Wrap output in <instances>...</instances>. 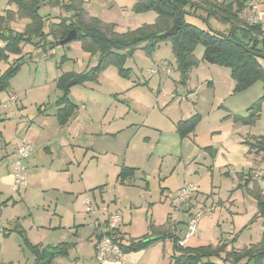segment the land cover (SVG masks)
Masks as SVG:
<instances>
[{
  "label": "rangeland",
  "instance_id": "374dc122",
  "mask_svg": "<svg viewBox=\"0 0 264 264\" xmlns=\"http://www.w3.org/2000/svg\"><path fill=\"white\" fill-rule=\"evenodd\" d=\"M7 2L8 0H0V10L7 8L6 5H10L7 4ZM250 2L258 3V0H250ZM204 3V5L198 3L201 6L197 11V15H185L186 22L205 30H209L210 25L217 30L229 31V25L231 22H222L218 20L213 14H209L210 10L206 8L213 7L217 5V3L214 0H204ZM11 5L13 12H15V5ZM82 7L83 10L88 12L90 15L97 17L104 22L114 24L115 30L118 33L135 30L145 24H152L155 22L157 17L154 11H135L134 0H82ZM259 9H261V6L258 8V11ZM3 11H1L0 14H2ZM38 11L41 15L49 16L51 21L58 20L60 18V12H64V14L66 13V16L70 15V13L63 9L59 10L57 5H52V2H43V0H41ZM205 18H207L209 25L207 24ZM26 19L27 18L25 17L15 16L13 20L9 21L8 25L15 31H23L25 26L30 22ZM47 29L48 25H46L45 31H47ZM235 31L237 36L243 38V34L241 32L242 30L238 28ZM48 40H51V38L49 37L48 39L42 41V44L45 45L44 47H38L32 43H26L23 45L21 53L23 58L20 60L22 61L21 68L11 80V86L0 94V101H2L1 99L5 95L8 96L10 94H16L19 97V99H17V103H15L17 105L15 106L14 104L13 119H6L4 123L7 133L5 134V139L7 141H15L16 139L21 141L22 139H28L33 145H35V140L45 139V141L38 143L37 147H39L40 145L48 143L49 141L58 142L59 140V127L55 122V119L53 118V120H49L48 118L45 123L39 125L38 122H40V120L37 119V108L42 106V108H47L48 112L53 110V101L57 96H59L57 95V89L53 81V74H55L56 65H59L61 64L60 62H62L68 64L69 66L74 65V70H81L85 65L83 66L80 64L81 58L79 55L86 53L79 47L81 40L73 39L67 43L59 44L57 47L53 48L50 47ZM68 46H71V49H69ZM150 53L139 47L135 49L130 55L128 54V56L125 57L121 67L124 71L127 69L131 70L129 72L130 76L128 79H125L126 76L123 75V73L120 71V68H118L116 65H108L105 68L103 74L104 79L101 80L102 83L99 86L101 88H112L113 91H120L116 88H126L134 80L135 84H137L138 78L144 84L131 90L132 92L130 95L132 96L133 107L137 108L138 111L134 112V110L131 109V113L136 114V116L129 118L130 120H133L132 122L144 124V126H142L140 130L134 135L130 132L127 134V141H124L125 148L123 147L122 152L117 154L116 158L121 157L123 159L127 154L129 161L132 162V160L135 159L137 162H144L145 164V154L149 151L151 144L156 140L157 131L155 129L167 123V110H169L171 113L173 112L175 114V118H177V116L178 118H183L186 116L187 112L185 109L188 105H191L190 99L191 101L193 100L192 97L185 98V95H187L188 91L194 94L195 99L198 98L195 104L197 108L202 110L200 115L201 120L197 125V128H199L201 131H199V137L202 142L207 140V133L205 134L203 131L207 129V126L210 123H212L214 120H217L215 116L217 114L216 112L207 111L209 108L208 104L211 100L208 98L209 96L212 98L210 93L214 89L220 95L226 94V98L224 100L226 103L234 105L236 108L234 113L239 116L248 114V109H245L247 106L246 103H242V107H239L238 101L241 100L242 97L256 95L255 99L258 98L259 100L263 93V85L261 81H256L241 92L232 93L233 91L230 89L229 69L222 66L209 64L205 61H202L201 59V62L199 61L198 64L193 67L200 74L197 79L196 76H193L194 79L192 81V85L190 86V88H192L191 91L189 86L180 82V74L176 69V63L170 42H161L158 46L152 49ZM194 53L199 58L202 57L203 46L200 44L197 45ZM66 55L71 57V59H65ZM160 60H165L167 62L168 67L172 70L171 75H169L171 72L169 74H165L162 70H159V74L156 72V74L152 76L148 73V69H158L157 67H160L157 66V62ZM260 62L264 66L263 59H260ZM199 63H201V66H198ZM7 65L8 63H1L0 70L5 69ZM193 68L188 71V75ZM211 73L213 74L211 75ZM144 79H149V81H144ZM174 79H176V82L173 81ZM211 80H213V82H210ZM159 81H162L161 84H159ZM84 87V85L80 84H75L73 86V91H75L73 94H76L78 100L81 96V93L85 92ZM175 88L177 89L178 93L177 96L172 99V92ZM111 94L113 93L109 92L108 95L105 96L108 100H105L104 98L100 99L98 102L92 100L89 102L92 106L91 109L96 116H98L99 113L95 107H101V113L109 110V114L110 111H112L113 114H116V112H118L117 108L124 106L123 101L114 100L113 97H110ZM203 96H206V98ZM126 102L127 101H124V103ZM167 105L169 109L165 108ZM163 107L165 108L164 111ZM141 116L144 118H141ZM263 121L264 114L262 115V121H260L259 125H261ZM231 125H233L231 119L226 121L227 127ZM29 126H31L30 129H28ZM27 129L28 135H31L30 137L28 135H22L23 132L27 131ZM135 131H137V128ZM257 132L263 133L264 129L262 130L260 126ZM145 136L148 137L149 141L143 142V144L142 140ZM3 143L4 141L0 140V145H3ZM52 146L53 145L51 144V147ZM65 151L71 157V160L74 163H76L77 159H80L82 156V151L77 152L79 155L78 156L76 154L75 148H70L69 150ZM38 152L39 156L37 159L32 157L35 162L38 164H43L46 169L49 168L50 165L55 168L56 164H58L57 160H55V155H51L46 150H43V147L40 148ZM57 152H59V149ZM14 160L15 155L13 156V165ZM51 160L54 161L52 162ZM27 162L29 165V159L26 158L23 160L26 170V182H28L27 170L29 167L27 166ZM45 162H47V164H45ZM199 162L202 161L199 160ZM200 164H202L204 169L206 168L209 170L208 164L210 163L206 162ZM91 166V163H88L85 166L86 169L83 173H80V170H76L74 166H70L66 174H59L61 175L60 178L57 176L43 178L40 180L39 185L42 187V189H36L37 192H39V195L33 193L31 195L32 197L28 198L26 201L20 200L19 195L20 193L22 195V192L17 194L16 192L12 193L11 190H8L6 195L0 197V199L6 198V196L8 197L9 195L13 194L12 197L14 196L13 198L16 201L13 204L8 203L7 205H0V264H32L34 260L33 253L26 245L24 236L19 234L17 231L7 230L10 227H14L17 220L23 225L25 236L31 243L43 242V240L46 238V235L49 233V237L53 238L58 236H74L73 231L75 226L78 225V215H80V211H83L84 208L81 199L84 200L85 198L90 197L87 196V192L91 193L93 190L99 191L98 188L93 190L90 189L92 188L90 187V184H92L93 180H91L88 171H90ZM150 167L151 166L148 165V168ZM258 167H260L261 171L264 173V162L262 164L259 163ZM185 173L186 172L182 170L180 172V177L183 176V180H192L193 182L186 181V183L183 185L192 183L197 186L196 181H194L195 179L199 180L200 176H202V178L207 177L208 187H206L205 183H202L199 187V190L201 191V195L210 199L214 198L216 200L218 198H227L233 184H237L236 180L230 179L231 181H226L224 177L219 175L218 170H215L212 175L204 174V176L202 175L204 172H200V175L194 173L191 176H186ZM148 178L149 176H144L142 172H139L138 178L134 179V181L137 179H139V181L133 182L132 180L129 185L124 183L121 184L111 178H108L106 181L107 191L104 194V197L106 199H111L115 196L116 203L114 202V204L118 208V213L121 215L119 228L122 230L121 236L123 240H127L129 238H139L140 236L144 235L149 231V218H152L153 221L158 224L159 222L164 221V219H166V213L170 209L172 210V206L170 205V196H167L169 193L166 195L165 199V196L159 192L163 185L160 183L158 184L154 177H152V190L143 188L145 181H147ZM174 180L175 179H173V181ZM33 183L34 182L31 184L27 183L25 189L31 190L36 188V184ZM66 185L70 186V191L65 193V196H62L63 194L58 192V190L63 191ZM25 189H21L19 191ZM85 191L86 193L81 195ZM80 195L81 198L76 201L75 197H79ZM57 196H59V198ZM106 202L111 203L107 200ZM188 202L189 199L183 203L180 208ZM110 208H114V206ZM75 210H78L79 214L75 213L76 219L73 221ZM199 210L202 211L203 214L199 219L198 228H203L202 224H206L208 213L203 207H201ZM83 214L80 216L81 218H92L91 215ZM171 214L173 215V211ZM60 222L65 226V228L56 230L53 228L47 229L48 224H51V226H56ZM89 222L91 221L88 219V223ZM87 225L88 228L79 231L80 237L87 236L86 234L92 230V227L89 224ZM167 225H170V223H167ZM256 226L257 225H255L253 229ZM62 232L64 233L62 234ZM255 240H258V238L254 239L252 242H255ZM200 242L208 243V241H204V239H201ZM243 242L248 244L247 242L249 241H247L246 236H241L234 246L240 247L242 246ZM171 248V244L167 242L162 244L157 243V245L149 246L146 249H142L143 255L142 257L140 256L138 263H136L170 264L172 256ZM139 251L141 250L136 252Z\"/></svg>",
  "mask_w": 264,
  "mask_h": 264
},
{
  "label": "crops",
  "instance_id": "0c3cea01",
  "mask_svg": "<svg viewBox=\"0 0 264 264\" xmlns=\"http://www.w3.org/2000/svg\"><path fill=\"white\" fill-rule=\"evenodd\" d=\"M51 0H43V2H50ZM217 4L224 2L229 3L231 0H214ZM51 3V2H50ZM9 4V2H7ZM53 5V4H52ZM259 7L261 6L262 10L264 11V6L262 3H258ZM7 8H3L1 11L6 9H11L12 5H6ZM58 6V5H57ZM58 9L61 10L62 8L58 6ZM69 13V12H68ZM60 17L66 16V13L60 12ZM90 15V14H89ZM69 16V15H67ZM92 16V15H91ZM53 18V17H52ZM264 19V12L258 16V20L263 21ZM29 20V19H26ZM57 21V20H56ZM49 36L46 38L48 39ZM51 38V37H50ZM52 40V39H51ZM48 40V41H51ZM60 43L56 45L49 44L51 48L57 47ZM5 45V41L0 37V47ZM23 47V45H22ZM80 47V46H79ZM71 49V46H68ZM82 50V48L80 47ZM83 51V50H82ZM85 52V51H84ZM86 54L79 55L81 58V63L84 68L81 70H74L73 66H69L66 63H62L56 65L55 74H53V81L55 83V87L57 89V95L60 96L61 91L57 88V78L67 72L73 73H83L88 71L91 67H93L98 61V55L94 54L91 55L87 52ZM17 57L15 55H11V58ZM197 58H199L197 56ZM65 59L70 60L71 57L65 56ZM156 61V60H155ZM201 62V61H200ZM56 63V62H55ZM158 63V62H157ZM167 64V62H166ZM171 64V63H170ZM68 66V67H65ZM168 66V65H167ZM198 66H201L199 63ZM72 68V69H71ZM157 74H159V70H162L165 74L167 71L162 67H157ZM215 68V67H214ZM154 69V68H152ZM104 70H102L96 81H84L82 83H73L68 87V96L70 99L76 104L75 112L70 116L68 120L64 123H59L56 118V110L58 107L55 106L54 100L53 101V110L48 112L47 108H42V106L37 108V119L40 120L39 125L45 123L48 118L49 120L55 119L59 127V140L58 142H51L42 144L39 147L38 143L45 141L44 140H35L33 145L28 139L33 149L27 159H29V165L27 162L28 170H27V178L29 184L34 182L36 188L31 190H22L16 192L20 193V200L26 201L28 198H31L32 194L39 195L36 189H42L40 185V180L45 177H55L57 176L60 178L61 175L59 174H66L70 166H74L76 170H80V173L85 172L86 165L91 163V169L88 171V174L91 177L92 184H90L91 190L99 189V191L93 190L91 193L87 192L88 198H91L95 204H102L106 203L109 207L113 210H117L118 208L114 204V198L106 199L104 194L107 191L106 181L108 178L114 179L117 182L118 173L123 166L133 167L135 168L134 175L130 177L128 180L129 185L131 181L138 182L139 172H142L144 176H149L148 180L145 181L144 189L152 190V177L157 180V183L163 185L160 189V193L164 195L166 199V195L172 193V191L177 190L183 184L187 182H193L192 180H183V176L180 177V172L183 170L186 173V176H191L194 173L200 175V172H204V174L212 175L215 170H218L220 176L224 177L226 181L236 180L237 184H233L231 187L230 193L228 194L227 198L225 199H214L208 198L206 196L201 195V191L199 187L202 183H205L206 187H208L207 177L202 178L200 176L199 180L195 179L197 183V191L191 197V200L182 206L179 211L174 212L171 219L168 220V215L172 213L170 209L166 213V219L164 221L159 222L156 224L152 218L153 224L160 230L158 234L162 232V229L168 227L167 222L169 221L170 224L173 225V229H169L172 232V235H175L178 238V241L182 239L187 232V222L189 215L194 210H199L201 207L208 213L207 222L206 224L203 223V228L197 227L194 232V236H191L188 241L184 244V246H200V245H216L227 242V248H241L243 246H248L250 244H255L261 240L262 234L264 233V213H258V208L256 204V200L253 194H262L264 196V173L261 171L260 167H258L259 163L262 164L264 162V151H256V149L250 150L249 146L243 144L242 141L244 139H251L253 136H264V132L260 133L257 132L258 128L261 126L262 130L264 129V121H262V115L264 114V103L261 105V110L257 120L251 124L247 125L242 120L237 119L236 117L239 116L235 114L236 111L233 104H228L224 100L226 97L224 95L218 94L215 89L210 93L212 98L209 96L208 99H211L208 104L207 111H214L217 114L215 115L217 120H214L207 126V129L203 131V133H207V140L202 142L199 137V128L196 127L193 133L189 134L186 137H180L179 134L176 132L175 123L180 119H185L190 117L193 114L201 115L202 110L196 107V100L198 98H194V94L192 92H187L185 98L192 97V101L190 99L191 105H188L185 109L187 112L186 116L183 118H175V114L169 112L167 110V123L163 126H159L156 128L157 136L156 140L151 144L149 151L145 154L146 160L144 162H137V160H128V155L126 154L125 158L117 157V154L121 153L123 147L125 148L124 141L126 140L127 134L130 132L133 135L137 133L144 124H139L132 122L130 117H135L136 114L131 113L133 109L134 112H137L138 109L133 107L132 103V96L131 90L138 86L144 85L138 78L137 84H135V80L126 88H116L120 91H113L112 88H101L99 87L103 80ZM230 72V71H229ZM18 73V72H17ZM149 73V72H148ZM156 74V73H155ZM172 74L171 73L169 75ZM199 74L195 68H193L188 75V80H186L183 84L190 86L192 85L193 76H196V79L199 77ZM213 73H211L212 75ZM154 75V74H153ZM152 76V75H151ZM150 76V77H151ZM160 78V77H159ZM13 79V78H12ZM11 79V80H12ZM73 79V78H71ZM69 79L68 81H70ZM77 79V78H76ZM125 79H128L125 78ZM11 80L10 85L11 86ZM78 80V79H77ZM149 81V79H144V81ZM159 80V79H158ZM67 81V82H68ZM176 82V79L173 80ZM230 81V89L233 91L234 82L233 79L229 78ZM162 81H159L161 84ZM210 82H213L211 80ZM75 84L84 85L85 92L81 93L79 100L76 96L75 91H73V86ZM67 85V83H66ZM214 86V85H213ZM192 88H190L191 90ZM192 91V90H191ZM109 92L113 94L110 97H113L114 100L123 101L124 106L117 108L118 112L113 114L112 111L109 110L102 112L101 107H95L99 113L96 116L90 105V101L98 102L100 99L108 100L107 96ZM177 89L175 88L172 92L174 99L177 96ZM233 93V92H232ZM1 94V93H0ZM57 96V97H59ZM56 97V98H57ZM206 98V96H203ZM7 95H5L1 100H5ZM256 95L242 97L241 100L238 101L239 107H242V103H246V110L250 107L253 102H256L255 99ZM19 99V97H18ZM122 99V100H121ZM255 99V100H253ZM18 101V100H17ZM79 101V103H78ZM124 101H127L124 103ZM220 102V103H218ZM17 103V102H16ZM218 103V104H217ZM17 104H15L16 106ZM218 105V106H217ZM217 106V107H215ZM19 108V106H18ZM168 108V105L165 107ZM163 107V111L165 109ZM21 109V107H20ZM169 109V108H168ZM199 109V110H198ZM216 109V110H214ZM14 113V112H13ZM11 113L7 109H3L0 107V140L4 141L3 145H0V197H3L7 194L8 190H11L12 184V176H13V156L15 155V151L17 146L20 143V140L16 139L15 141L5 139L6 128H5V120L6 119H13L14 114ZM247 116L245 114L242 117ZM141 118H144L141 116ZM201 118V116H200ZM22 119V118H21ZM231 119L233 125L227 127L226 121ZM201 120V119H200ZM34 123V122H33ZM140 125V126H139ZM29 126L28 129H30ZM137 128V131L135 129ZM28 129L26 132H23L22 135H28ZM244 129V130H243ZM244 131V132H243ZM201 132V131H200ZM209 132V136H208ZM244 133V134H243ZM56 135V134H55ZM31 136L30 134L28 135ZM23 137V136H22ZM72 141V142H69ZM127 141V140H126ZM149 141L148 137L145 136L142 140L143 142ZM48 144V145H47ZM51 144L53 145L52 148ZM144 144V143H143ZM127 145V144H126ZM90 146V147H89ZM43 147V150H46L51 155H55L58 164H56L55 168L50 165L49 168H45L43 164H38L34 161L32 157L36 159L39 156L38 150ZM59 147V148H58ZM70 148L76 149V154L78 151H82V156L80 159H77V162L74 163L71 160V157L67 154L65 150H69ZM59 149V152L57 150ZM127 152V151H126ZM65 153V154H64ZM78 155V154H77ZM79 156V155H78ZM120 160V163H119ZM202 161V162H199ZM52 162L54 160H51ZM210 163L209 170L202 167L200 163ZM47 164V162H45ZM127 164V165H126ZM200 164V165H199ZM148 165L151 167L148 168ZM74 174V172H73ZM250 174L252 176H250ZM254 174H258L259 178H255ZM173 179H175L173 181ZM231 179V180H230ZM39 181V182H38ZM173 181V182H172ZM199 181V183H198ZM120 183V182H119ZM173 183V184H172ZM154 184V183H153ZM94 185V186H92ZM68 186V187H67ZM70 186L66 185L63 191L61 192L65 196L68 191H70ZM211 189V188H210ZM12 191V190H11ZM57 192V193H58ZM211 192V190H210ZM13 193V192H12ZM82 193L81 195L85 194ZM209 194V193H208ZM13 195V194H12ZM9 195L6 198L0 199V205L4 204L7 205L8 203H15V199ZM75 197L76 201L81 198ZM167 195V196H169ZM59 198V196H57ZM57 199V198H56ZM110 201L109 202H106ZM214 200V201H213ZM82 204L84 205L83 211H80L78 225L75 226L74 229V236H58L56 238L49 237L50 233L46 235V238L43 242L33 243V244H40L42 246H54L58 243L68 242L72 243V246L68 249V254L65 257H56L52 264H98L95 259V249L94 244L96 241V237L93 233V229L89 231L87 236L80 237L79 231L85 228H88L90 225L89 221L92 220L88 216V218H81L80 216L86 215L85 212V204L83 199H81ZM255 205V207H254ZM78 210H75L73 215V221L76 219L75 213H78ZM19 219V218H18ZM168 220V221H167ZM199 222V221H198ZM18 226V229H22L25 235V230L21 222L17 220L14 226ZM87 225V226H85ZM205 225V226H204ZM257 225L254 229L253 227ZM13 228V227H11ZM53 228L61 229L65 228L64 225L58 223L56 226H51V224L47 225V229ZM169 228V227H168ZM252 228V229H250ZM118 229V236H121V229L119 228V224L117 226ZM52 230V231H54ZM250 230V231H248ZM214 231V233H213ZM64 232H62L63 234ZM246 236L248 244L243 242L242 246L235 247V243L238 242L240 237ZM66 237V238H65ZM122 237V236H121ZM68 238V239H67ZM234 238V239H233ZM254 241V239H257ZM123 239V238H122ZM201 239L204 241H208V243L200 242ZM233 239L232 242L230 240ZM124 241V240H123ZM171 240L164 236L163 238L157 239L152 245H157V243H170L172 246ZM149 247V246H148ZM147 247V248H148ZM158 247V246H157ZM146 249V248H145ZM172 250V248H171ZM173 253V250L171 251ZM171 253V255H172ZM143 250L139 252H127L125 253V257L128 261L132 262L133 264H137L140 256L142 257ZM220 260L215 259L214 262H219ZM137 262V263H136ZM220 263V262H219ZM33 264V262H32ZM251 264V263H249ZM261 264H264V259Z\"/></svg>",
  "mask_w": 264,
  "mask_h": 264
},
{
  "label": "trees",
  "instance_id": "16d2710c",
  "mask_svg": "<svg viewBox=\"0 0 264 264\" xmlns=\"http://www.w3.org/2000/svg\"><path fill=\"white\" fill-rule=\"evenodd\" d=\"M8 2L15 5L16 11L6 9L0 14V37L5 41V45L0 47V64L8 63L5 69L0 70V93L9 88L10 80L20 70L22 65L20 60L23 58L21 55L22 45L26 43L44 47L42 41L49 36L52 39L49 44L56 45L65 38L71 29H74L76 37L73 39L81 40L82 50L91 55H98L97 63L88 71L78 74L67 72L57 78L56 85L61 94L56 98L54 104L58 107L55 115L59 123L66 122L77 107L68 96L69 87L66 83L69 79L77 78L79 83L96 81L99 73L108 65L113 64L120 68L127 78L130 76L131 70L124 71L121 65L128 54L130 55L139 47L150 53L152 49L165 41L170 42L172 46L181 83L187 80L188 71L199 62L194 53L199 44L203 46L202 61L229 69L234 82L233 93L241 92L256 81H261L263 93L259 100L257 99L250 105L247 116H237L236 118L251 125L259 116L261 105L264 103V66L260 62V59L264 61V19L255 25H249L239 19V13L250 0H231L226 4L222 2L213 7H206L210 10L209 14H213L218 20L231 22L229 31L213 28L209 25L207 18L205 19L209 30L186 22L185 15H197L199 7L205 4L204 0H134L135 11H154L157 17L152 24H145L135 30L123 33L116 32L114 24L104 22L84 11L82 0L50 1L53 5H58L70 13L69 16L60 17L57 21H51L49 16L39 13L41 0H8ZM258 3H262L264 6V0H258ZM15 16L29 19L30 22L23 31H15L8 25ZM46 25H48L47 31H45ZM172 25L178 27L175 35L166 38L158 36V33ZM238 28L242 30L243 38L236 35L235 30ZM11 55L17 57L11 58ZM200 119V115L193 114L188 118L176 121V132L180 137L188 136L194 132ZM242 143L248 145L250 150L264 151V136H253L252 140L244 139ZM134 172L135 168L123 166L117 179L122 184V181L132 177ZM250 176L252 175L250 174ZM253 195L258 213L263 214L264 196L259 193ZM148 223L149 231L139 238H129L123 241L122 237L118 236L117 241L124 253L145 249L157 239L167 236L171 240L173 250L170 264H261L264 259V233L259 242L237 249L233 247L228 249L227 242L214 246L191 247L180 245L178 238L172 235L168 227L161 228L162 232L158 234L160 228L156 227L150 219ZM7 230L17 231L24 236L26 245L34 256L33 264H52L56 257L67 256L68 249L72 246V243L68 242L58 243L54 246L33 244L26 238L22 229H18L17 225ZM115 231L118 234L117 228ZM215 259L220 260V263L214 262Z\"/></svg>",
  "mask_w": 264,
  "mask_h": 264
},
{
  "label": "built area",
  "instance_id": "2783aa9c",
  "mask_svg": "<svg viewBox=\"0 0 264 264\" xmlns=\"http://www.w3.org/2000/svg\"><path fill=\"white\" fill-rule=\"evenodd\" d=\"M258 3L248 2L247 6L239 13V19L244 21L249 25H255L261 23L258 20V16L263 13L259 10ZM263 27V26H262ZM157 66L164 68L167 73L171 72V69L167 66L165 60H160ZM150 75L157 72V69H148ZM18 96L16 94H10L5 100L0 101V107L9 110L11 113L14 112V104L17 102ZM33 149L32 144L22 139L17 146L15 151V160L13 165V176L11 190L12 192H19V190L24 189L27 186L25 178V164L23 160L28 158ZM255 178L258 174H254ZM128 184V180H123L122 184ZM197 187L188 183L181 186L175 192H172L170 196V205L172 206V211L177 212L183 203H185L195 192ZM85 204V212L92 216L90 226L93 229V233L96 237L94 244L95 249V259L98 264H133L128 261L125 257V253L121 250L120 245L117 241L118 234L115 231L118 224L121 222V215L117 210H113L108 204H95L90 198H85L83 200ZM202 211L194 210L188 218L187 222V232L184 237L178 242L180 245H184L191 236H194L197 223L202 215ZM172 214L168 215V220L171 219ZM168 223H170L168 221ZM170 229H173V225H169Z\"/></svg>",
  "mask_w": 264,
  "mask_h": 264
},
{
  "label": "water",
  "instance_id": "95a60500",
  "mask_svg": "<svg viewBox=\"0 0 264 264\" xmlns=\"http://www.w3.org/2000/svg\"><path fill=\"white\" fill-rule=\"evenodd\" d=\"M177 30H178V27L177 26H175V25H172L171 27H169L168 29H166V30H164V31H162V32H160V33H158V36H160V37H170V36H172V35H175L176 34V32H177ZM76 37V32H75V30L74 29H71L68 33H67V35L65 36V38L64 39H62V40H60L59 41V43L60 44H63V43H67V42H69V41H71L73 38H75ZM77 79L76 78H73V79H71L70 81H68L67 82V86H69V85H71V84H73V83H77Z\"/></svg>",
  "mask_w": 264,
  "mask_h": 264
}]
</instances>
